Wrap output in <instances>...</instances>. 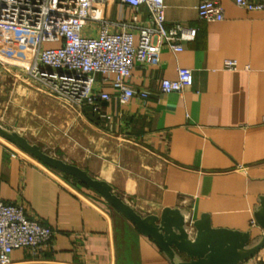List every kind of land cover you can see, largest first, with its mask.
Returning a JSON list of instances; mask_svg holds the SVG:
<instances>
[{
  "label": "crops",
  "instance_id": "1",
  "mask_svg": "<svg viewBox=\"0 0 264 264\" xmlns=\"http://www.w3.org/2000/svg\"><path fill=\"white\" fill-rule=\"evenodd\" d=\"M165 2L167 26L195 27L197 34L177 53L163 47L159 65L133 68L131 85L152 92L146 100L121 105L113 97L101 103V113L86 106L72 109L76 114L50 103L46 124L25 110L1 123L108 182L142 215L165 207L194 219L209 213L214 227L250 230L257 239L264 232L254 218L264 196V10L219 0L224 19L206 21L198 16L199 0ZM135 12L126 6V19ZM119 14L113 0L106 18L116 21ZM226 59L238 69L224 68ZM179 67L192 69L193 85L160 93L162 79H176ZM0 199L23 203L29 217L54 230L49 249L40 255L16 249L11 264H171L90 186L1 137ZM261 252L240 264H264Z\"/></svg>",
  "mask_w": 264,
  "mask_h": 264
},
{
  "label": "built area",
  "instance_id": "2",
  "mask_svg": "<svg viewBox=\"0 0 264 264\" xmlns=\"http://www.w3.org/2000/svg\"><path fill=\"white\" fill-rule=\"evenodd\" d=\"M233 1L246 10H264V0ZM111 3L0 0V69L39 83L49 95L79 112L88 106L101 113V103L113 97L121 105L134 97L146 100L152 92L131 85L133 68L159 65L163 47L182 51V42L195 39L197 29L183 24L168 27L165 0H118L120 18L116 21L106 18ZM126 6L136 10L129 20ZM196 8L202 20L224 19L219 0H199ZM224 68L236 70L238 62L226 59ZM193 82L192 69L179 67L176 79H162L159 91L182 93ZM106 86L112 91L105 90ZM193 221L190 216V225ZM53 236L49 225L29 217L23 203L0 199V264H11L12 252L19 248L42 254Z\"/></svg>",
  "mask_w": 264,
  "mask_h": 264
},
{
  "label": "water",
  "instance_id": "3",
  "mask_svg": "<svg viewBox=\"0 0 264 264\" xmlns=\"http://www.w3.org/2000/svg\"><path fill=\"white\" fill-rule=\"evenodd\" d=\"M0 136L43 164L70 175L102 195L129 219L142 234L150 237L171 264H240L264 248V232L252 238L250 230L214 227L209 213H202L190 225L191 214L180 207H165L160 214H140L123 200L106 181L85 169L46 152L39 144L0 122ZM257 224L264 230V196L254 210ZM194 234H191L190 229Z\"/></svg>",
  "mask_w": 264,
  "mask_h": 264
},
{
  "label": "rangeland",
  "instance_id": "4",
  "mask_svg": "<svg viewBox=\"0 0 264 264\" xmlns=\"http://www.w3.org/2000/svg\"><path fill=\"white\" fill-rule=\"evenodd\" d=\"M51 98L56 102H53ZM50 103L57 104L63 110L76 114L66 103L44 92L39 83L26 79V77L14 75L4 68L0 69V122H11L9 115H12L14 111L25 110L27 117L37 116V122L40 125L46 124L49 116L45 111ZM34 111L35 113H33ZM14 147L21 150L15 145Z\"/></svg>",
  "mask_w": 264,
  "mask_h": 264
}]
</instances>
